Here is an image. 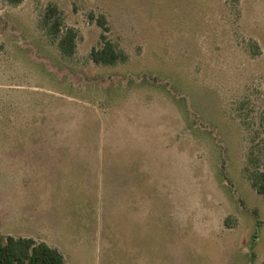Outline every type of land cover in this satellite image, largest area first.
<instances>
[{
    "label": "rangeland",
    "instance_id": "1",
    "mask_svg": "<svg viewBox=\"0 0 264 264\" xmlns=\"http://www.w3.org/2000/svg\"><path fill=\"white\" fill-rule=\"evenodd\" d=\"M50 6L72 57L43 27ZM127 60L98 64L103 29ZM264 0H0V234L67 264H263Z\"/></svg>",
    "mask_w": 264,
    "mask_h": 264
},
{
    "label": "trees",
    "instance_id": "2",
    "mask_svg": "<svg viewBox=\"0 0 264 264\" xmlns=\"http://www.w3.org/2000/svg\"><path fill=\"white\" fill-rule=\"evenodd\" d=\"M13 5H19L24 0H7ZM103 29L101 39L103 45L101 48H93L91 58L98 64H117L127 60V55L118 50L116 45L109 40L106 32L109 31L107 19L101 15L95 19ZM43 27L48 33L57 39V45L61 54L65 57H72L77 49L78 34L73 28H68L62 33L61 11L57 6L47 8L43 16ZM252 186L257 192L264 196V173L252 172L250 174ZM0 264H67L65 257L57 248L50 246L42 241L38 242L34 238L13 237L4 238L0 234ZM264 264V262H263Z\"/></svg>",
    "mask_w": 264,
    "mask_h": 264
}]
</instances>
